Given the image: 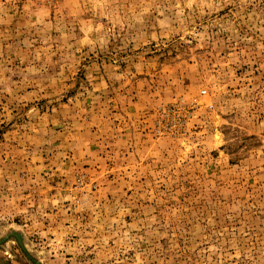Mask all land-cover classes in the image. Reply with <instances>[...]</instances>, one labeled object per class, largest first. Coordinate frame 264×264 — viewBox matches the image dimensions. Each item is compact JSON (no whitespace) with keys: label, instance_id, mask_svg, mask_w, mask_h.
I'll list each match as a JSON object with an SVG mask.
<instances>
[{"label":"rangeland","instance_id":"rangeland-1","mask_svg":"<svg viewBox=\"0 0 264 264\" xmlns=\"http://www.w3.org/2000/svg\"><path fill=\"white\" fill-rule=\"evenodd\" d=\"M0 264H264V0H0Z\"/></svg>","mask_w":264,"mask_h":264}]
</instances>
